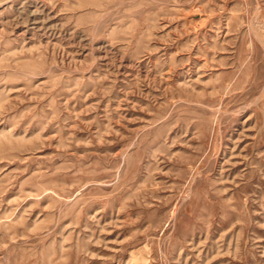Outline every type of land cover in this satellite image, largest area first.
Returning <instances> with one entry per match:
<instances>
[{
  "label": "rangeland",
  "instance_id": "rangeland-1",
  "mask_svg": "<svg viewBox=\"0 0 264 264\" xmlns=\"http://www.w3.org/2000/svg\"><path fill=\"white\" fill-rule=\"evenodd\" d=\"M0 264H264V0H0Z\"/></svg>",
  "mask_w": 264,
  "mask_h": 264
}]
</instances>
